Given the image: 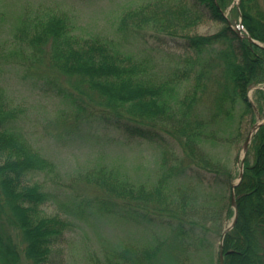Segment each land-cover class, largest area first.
Masks as SVG:
<instances>
[{
    "label": "trees",
    "instance_id": "16d2710c",
    "mask_svg": "<svg viewBox=\"0 0 264 264\" xmlns=\"http://www.w3.org/2000/svg\"><path fill=\"white\" fill-rule=\"evenodd\" d=\"M204 11L224 25L190 33ZM74 22L67 11L48 8L22 19L13 53L28 51L29 65L72 106L74 117L60 118L64 125L94 118L160 150L147 179L105 164L83 177L95 212L115 215L139 233L105 248L94 264H219L222 230L235 212L231 192L236 219L222 239L223 264H264V122L251 136L233 188L238 172L223 152L241 139L242 117L264 109L261 88L253 101L248 97L264 83V0H143L121 12L117 38L78 35ZM145 30L181 36L183 51L157 62L122 46L127 35ZM11 54L0 53V68ZM21 112L0 87V264L22 257L47 264L85 204L43 212L55 194L34 176L53 163L19 125Z\"/></svg>",
    "mask_w": 264,
    "mask_h": 264
},
{
    "label": "rangeland",
    "instance_id": "374dc122",
    "mask_svg": "<svg viewBox=\"0 0 264 264\" xmlns=\"http://www.w3.org/2000/svg\"><path fill=\"white\" fill-rule=\"evenodd\" d=\"M143 0H0V53L12 54L0 68V87L14 104L22 109L19 125L32 144L53 163L52 170L37 173L46 189L55 197L42 205L43 212L63 214V203L80 200L85 204L82 215L72 218L62 239L54 244V261L47 264H94L105 248L139 235L132 225L115 215L95 212L94 195L83 177L98 165L115 166L133 179H147L157 167L160 150L154 144L139 138H127L94 118L89 124L64 125L60 118L74 117L72 106L47 80L28 63L23 54L13 53L19 48V40L13 37L22 19L31 20L45 9L67 11L74 19V32L81 36L118 37L117 21L121 12ZM236 1V0H235ZM205 12V11H204ZM224 24L205 12L201 21L190 33L211 34ZM122 46L134 53H147L157 62H166L183 51V38L145 30L141 35H127ZM27 57V58H26ZM64 86L67 82L59 76ZM257 84L248 91L253 101ZM264 117V109L252 118L247 114L241 120L242 137L238 143L223 149L234 170L239 171L242 143L256 121ZM60 120V121H59ZM66 121L68 119L66 118ZM171 146L178 150L176 145ZM251 159V153H249ZM87 183V185H86ZM92 190V189H91ZM89 193L90 197L85 198ZM112 245V246H111ZM19 264H31L22 257Z\"/></svg>",
    "mask_w": 264,
    "mask_h": 264
},
{
    "label": "water",
    "instance_id": "95a60500",
    "mask_svg": "<svg viewBox=\"0 0 264 264\" xmlns=\"http://www.w3.org/2000/svg\"><path fill=\"white\" fill-rule=\"evenodd\" d=\"M239 2V0H237V3ZM240 34V33H239ZM249 39L259 45H261V43L257 42L256 40H254L253 38L249 37ZM264 91V84L261 87ZM264 122V117L258 121H256L254 124H252V126L250 127L243 143H242V157L240 159V166H239V173L237 176V180L236 182L231 184V187L233 188V186L240 180V178L242 177L243 174V162H244V157L247 153L248 150V145L252 136V133ZM231 204L235 209L234 215H233V219L231 220V222L225 226L222 230V235L220 238V249H219V264H223V253H222V239L225 235V233L233 226L235 219H236V207H235V199H234V194L233 192H231Z\"/></svg>",
    "mask_w": 264,
    "mask_h": 264
}]
</instances>
